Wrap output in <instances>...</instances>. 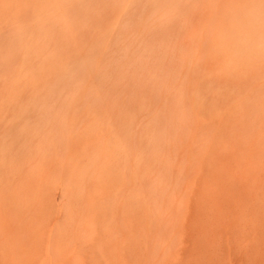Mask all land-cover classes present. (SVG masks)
<instances>
[{"label":"rangeland","instance_id":"1","mask_svg":"<svg viewBox=\"0 0 264 264\" xmlns=\"http://www.w3.org/2000/svg\"><path fill=\"white\" fill-rule=\"evenodd\" d=\"M40 2L0 0V62L32 84L0 93V189L20 162L50 179L32 178L30 264H264V0Z\"/></svg>","mask_w":264,"mask_h":264},{"label":"bare ground","instance_id":"2","mask_svg":"<svg viewBox=\"0 0 264 264\" xmlns=\"http://www.w3.org/2000/svg\"><path fill=\"white\" fill-rule=\"evenodd\" d=\"M36 1H38V0H36ZM43 2H44V0H42ZM78 1H80V0H78ZM85 1V0H84ZM98 1V0H97ZM171 1V0H170ZM180 1V0H179ZM187 1V0H186ZM42 2V3H43ZM95 2V1H94ZM105 2V1H104ZM103 2V3H104ZM110 2V4H111V1H109ZM178 2V1H177ZM39 3H41L40 2V0H39ZM51 3V2H50ZM49 3V4H50ZM106 3V2H105ZM108 3V2H107ZM114 3H116V2H114ZM154 3V2H153ZM168 3H170V2H168ZM167 3V4H168ZM97 4V3H96ZM95 4V5H96ZM100 4V3H99ZM157 4V3H156ZM155 4V5H156ZM54 5V4H53ZM114 5V4H113ZM112 5V6H113ZM173 5V4H172ZM174 5H175V1H174ZM107 6H109V3H108V5ZM107 6H105L104 7V9L107 7ZM115 6V5H114ZM146 6V5H145ZM179 6V5H178ZM98 7V6H97ZM110 7V6H109ZM170 7H173V6H170ZM175 7V6H174ZM113 8V7H112ZM95 9H96V7H95ZM94 9V11H96ZM100 9H103V7H101L100 6ZM108 9V8H107ZM157 10V9H156ZM175 10V9H174ZM100 12V11H99ZM102 12V11H101ZM154 13H156V12H154ZM153 13V14H154ZM170 13H171V11H170ZM176 13V12H175ZM93 14V13H92ZM99 14H101V13H99ZM98 14V15H99ZM179 14V13H178ZM181 14V13H180ZM66 16V15H65ZM69 16V15H68ZM95 17L97 16V14H95L94 15ZM175 16V15H174ZM67 17V16H66ZM98 18V17H97ZM264 18V17H263ZM62 19V18H61ZM60 19V20H61ZM260 19H261V17H260ZM59 20V19H58ZM96 20V19H95ZM257 21V24H258V22H259V25H255V27H257V26H259L260 28H258L259 30H262L263 29V33H262V31H261V35L259 34V30L258 31H256V32H258V34L259 35H257V33L254 31V30H256L255 28H254V26H251L252 28H253V31L255 32V34L257 35V37H259V36H261V37H259L258 39H257V37L255 38L254 37V35H253V33L254 32H252V35H251V37L253 36L254 37V39H252L253 40V45L251 44V46H253V48L252 49H250V53H249V55L248 54H244L243 53V51H246V53H248V47H249V44H248V41H246V40H248L249 38L248 37H245L246 38V40H244L246 43H245V45L246 44H248V45H246V46H248V47H246V46H244L243 47V49L241 48V46H240V50H241V54L240 55H242V56H246V55H248V56H250L251 58V63L253 64V60L252 59H259V61H261V59L259 58L260 57V55L262 56V54L264 55V38L263 39H261L260 40V38H262V36H264V24H263V26L261 25L264 21H262V20H264V19H261V20H259L258 19V17L257 18H255L254 19V21ZM259 20V21H258ZM1 21V20H0ZM255 21V22H256ZM95 22V21H94ZM68 23V22H67ZM66 23V24H67ZM1 24V23H0ZM69 24H70V21H69ZM256 24V23H255ZM3 25V24H2ZM77 26V25H76ZM71 28V27H70ZM80 27H77V29H79ZM252 28H250V30H248V33H250L251 32V30H252ZM121 29H123V28H121ZM120 30V29H119ZM83 31V30H82ZM234 31V30H233ZM8 32H11V30H9ZM230 32V31H229ZM12 33H14V30H13V32ZM239 33H241V32H239ZM5 34V33H4ZM2 32H0V48H2L1 50H3V49H6L5 48V46L7 47V45L8 44H11V43H9V42H7V40H3V41H1L2 39H6L5 38V35H4ZM6 34H8V33H6ZM15 34H17V33H15ZM14 34V35H15ZM223 34V33H222ZM22 35V34H21ZM24 35V34H23ZM22 35V37H24ZM229 35V34H228ZM249 35V34H248ZM224 36V35H223ZM7 37V36H6ZM10 37H13L14 38V36H10ZM17 37V36H16ZM240 37V36H239ZM250 37V36H249ZM251 37H250V39H251ZM252 37V38H253ZM2 38V39H1ZM17 38H20L21 39V37H17ZM245 38H242V39H245ZM23 39V38H22ZM26 39V38H25ZM232 39V38H231ZM241 39V38H240ZM13 40V39H12ZM11 40V41H12ZM27 40V39H26ZM26 40H24L25 42H26ZM238 40V39H237ZM251 40V41H252ZM225 42L227 41V40H224ZM224 41L222 42L223 44H224ZM231 41V40H230ZM229 41V42H230ZM233 41V40H232ZM236 41V40H235ZM251 41L249 42V43H251ZM7 42V43H6ZM14 42H16V44H17V41L15 40V38H14ZM22 42V41H21ZM229 42H227V43H229ZM237 42V41H236ZM238 42H239V40H238ZM234 43L235 45H237V44H240V43ZM7 45H6V44ZM24 43V42H23ZM29 43V42H28ZM28 43H26V45L28 44ZM31 43V42H30ZM222 43H220L221 45H222ZM227 43H226V45H227ZM231 43V42H230ZM230 43L228 44V45H230ZM232 43V44H233ZM231 44V45H232ZM13 45L15 46V43H13ZM28 45H30V44H28ZM27 45V47H28V49H27V51H29V49H31V45H30V48H29V46ZM220 45V46H221ZM228 45L226 46L227 48H228ZM235 45H233V46H235ZM243 45V44H242ZM14 46H10V48H9V51L11 52V47H14ZM225 46V45H224ZM223 45H222V47H220L221 48V51H222V48L224 47ZM232 46V47H233ZM238 46V45H237ZM9 47V46H8ZM8 47H7V49H8ZM17 47V46H16ZM26 47V48H27ZM232 47H230L229 46V48L228 49H232ZM18 48H19V44H18ZM234 48H236V47H234ZM246 50H245V49ZM21 49V48H20ZM19 49V50H20ZM24 49H25V47H24ZM225 49V48H224ZM223 49V50H224ZM228 49H226V50H224V51H222V52H230V53H233V54H235V53H237V51L236 50H234V52H231V50L229 51ZM239 49V48H238ZM0 50V51H1ZM12 50H14V52H16L17 50L15 49V48H12ZM16 50V51H15ZM220 50V49H219ZM228 50V51H227ZM243 50V51H242ZM8 50H7V52H9ZM24 51H26V49L24 50ZM27 51H26V53H27ZM220 51V52H221ZM5 53H7L6 51H4ZM10 52H9V55H8V58H9V60L11 59L10 58V56L12 57L13 56V54L12 55H10ZM219 51H217L216 53H220ZM1 53V52H0ZM17 53H18V51H17ZM25 53V52H24ZM216 53H215V55H216ZM8 54V53H7ZM29 54H30V52H29ZM221 54V53H220ZM219 54V55H220ZM229 54V53H228ZM228 54H226L225 53V55L226 56H222L223 54H221L220 55V57H219V55L217 56V58H216V60H218V59H220V58H222V57H225V58H227V55ZM244 54V55H243ZM2 55H3V53H2ZM229 55H231V54H229ZM228 55V57H231V56H229ZM5 56V55H4ZM235 56V55H234ZM234 56H232V57H234ZM237 56V55H236ZM242 56H239V54H238V59H239V57H241L242 58V60L241 61H243V60H248L249 61V57H242ZM216 57V56H215ZM5 58V57H4ZM4 58H3V60H4ZM7 58V59H8ZM225 58H224V61L226 62L227 60H228V58H227V60H225ZM245 58V59H244ZM7 59H5L4 61H6ZM230 60H232V58H229ZM234 59V58H233ZM263 59H264V57H263ZM221 60L222 59H220V61H219V65H220V62H221ZM229 60V61H230ZM237 59H234V60H232V61H234V63L235 64H237V63H239L238 61H236ZM8 61V60H7ZM223 61V60H222ZM229 61H227V62H229ZM245 61H243V62H245ZM248 61H246V63H248ZM255 61V60H254ZM10 61H8V63H6V62H0V93H2V95H5L6 94V98L8 97V99L10 98V97H12V100L11 99H9V101L11 100V103L13 102V103H16V100L15 99H18V98H20L21 99V97L23 96V94L24 93H21V91H24V92H27V91H31L32 92V90H30V86H32V84H31V81L29 80V82L27 83V84H24V85H22V83H19L18 82V76L20 75V70L18 71V69H15L14 68V66L11 64V63H9ZM226 62V63H227ZM263 62V61H262ZM225 63V64H226ZM229 63H231V65H234V63L232 64V62H229ZM245 63V64H246ZM250 63V62H249ZM248 63V64H249ZM256 64H259V62L257 63V62H255ZM222 64V63H221ZM239 64H243V63H239ZM252 64H251V66L249 65V68L251 67V69L252 68H255V66H252ZM261 64H264V63H261L260 62V65ZM94 65V64H93ZM223 65V64H222ZM259 65V66H260ZM13 66V67H12ZM195 66V65H194ZM228 67L230 66V65H227ZM226 65L224 66L223 65V67H227ZM243 67H245V68H243V69H241L242 71H244V70H246V73H248V69H246V68H248V67H246V65H242ZM242 66H241V68H242ZM180 67V66H179ZM196 67V66H195ZM216 67V66H215ZM219 67H221V66H219ZM223 67L221 68V69H223ZM235 67H237V65L235 66ZM235 67H233L232 66V68H235ZM260 67H262V65L260 66ZM183 68V67H182ZM217 68V67H216ZM230 68V70L232 69L231 67H229ZM258 69H257V71H256V69H255V71H254V69H252V70H250L249 69V73L251 72L252 74H254V75H256V73H254V72H258V70H259V67H257ZM29 69H31V71H33V68H29ZM28 69V70H29ZM94 69V68H93ZM196 69V68H195ZM240 69V68H239ZM168 70H170V69H168ZM227 69H225V71H226ZM229 69H228V74L226 75V76H228V75H230V73L232 72V71H236V72H240V71H237V70H232L230 73H229V71H230ZM30 71V72H31ZM93 71V70H92ZM171 71V70H170ZM225 71L223 72V70H222V72L224 73V74H226L225 73ZM252 71H254V72H252ZM29 72V73H30ZM169 72V71H168ZM187 72V71H186ZM212 72V71H211ZM221 71H219L218 73H220ZM222 72H221V74H222ZM19 73V74H18ZM28 73V74H29ZM233 73V72H232ZM231 73V74H232ZM244 73H245V71H244ZM244 73H240V75H243L244 76ZM246 73H245V75H246ZM249 74L251 77L253 76L252 74ZM15 74V75H14ZM32 74V73H31ZM166 74V73H165ZM223 74V75H224ZM234 74V73H233ZM232 74V75H233ZM236 74V76H238L239 74H237V73H235ZM169 75H171V74H168V76ZM230 76L231 78L233 77V76ZM248 75V76H249ZM219 76H220V74H219ZM225 76V75H224ZM224 76H222V77H224ZM235 76V77H236ZM243 76H241V77H243ZM249 76V77H250ZM257 76H258V73H257ZM162 77H163V75H162ZM165 77V76H164ZM162 78V79H164V82H165V78ZM166 77H167V74H166ZM172 77V76H171ZM221 77V76H220ZM253 77H255V78H253ZM252 78H253V80L254 79H256V76H253ZM225 78V77H224ZM224 78H223V80H224ZM239 79H241V81H249L250 79H248V80H246V79H243L242 80V78H240V77H238ZM244 78V77H243ZM258 78V77H257ZM170 79V78H169ZM228 80L230 79L229 77L227 78ZM226 79V80H227ZM233 79V78H232ZM172 80H173V77H172ZM234 80V79H233ZM236 80H238L237 78H236ZM166 81H167V78H166ZM225 81V80H224ZM224 81H222V82H224ZM240 81V82H241ZM212 83V82H211ZM242 83V82H241ZM225 84L227 85V82H225ZM164 85V84H163ZM225 85V86H226ZM230 85V84H229ZM165 86H166V83H165ZM170 86H171V84H170ZM163 87V86H162ZM168 87V86H167ZM166 88V87H165ZM229 88V87H228ZM170 89V88H169ZM161 90H163V88L161 89ZM164 91V90H163ZM166 91H168V89L166 90ZM166 91H164V92H166ZM170 91V90H169ZM168 91V92H169ZM241 91V90H240ZM163 92V93H164ZM167 92V93H168ZM194 92V91H193ZM201 93V92H200ZM30 94V93H29ZM183 94H184V92H183ZM196 94V93H195ZM2 95H0V97H2V99H0V101H3L4 102V99H5V96H2ZM27 95V94H26ZM164 95V94H163ZM196 96V95H195ZM198 97V96H197ZM179 100V99H178ZM180 100H183V99H181L180 98ZM6 101V100H5ZM182 102V101H181ZM9 103V102H8ZM7 103V104H8ZM10 103V104H11ZM4 104H6V102H4ZM28 104H29V102H28ZM180 104V103H179ZM27 105V104H26ZM1 111V110H0ZM213 111V110H212ZM3 112V111H2ZM6 112H7V110H6ZM22 114V113H21ZM4 115V114H3ZM16 115V114H15ZM15 115H14V117H15ZM23 115V114H22ZM9 116V115H8ZM19 116V115H18ZM10 117V116H9ZM8 117V118H9ZM17 117V116H16ZM29 118V117H28ZM10 119V121H12L13 122V124H15V121L13 120V117L12 118H9ZM22 119V118H21ZM21 119H18V120H21ZM0 120H1V122H0V124L2 123V125H6V123L7 122H10V121H7L8 119H7V117L6 116H2V117H0ZM26 120H27V118H26ZM16 121H17V119H16ZM22 121V120H21ZM12 124V125H13ZM25 125V124H24ZM32 125V124H31ZM61 125V124H60ZM26 126V125H25ZM43 126V125H42ZM62 126H64V125H62ZM27 127V126H26ZM28 127H29V125H28ZM1 128V127H0ZM34 128H35V126H34ZM1 129H3V128H1ZM29 129V128H28ZM25 130V129H24ZM29 130H31V129H29ZM67 131V130H66ZM5 132V131H4ZM20 132H21V130H20ZM105 132V131H104ZM3 134V133H2ZM19 134H21V133H19ZM34 134V133H33ZM38 134V133H37ZM66 134V133H65ZM95 134V133H94ZM30 135V134H29ZM35 135V134H34ZM1 136H4V135H1ZM62 136V135H61ZM26 137H27V135H26ZM31 137V136H30ZM1 138H3V137H1ZM10 138V137H9ZM14 138V137H13ZM24 138H25V136H24ZM46 138V137H45ZM59 138H61V137H59ZM12 139V138H11ZM14 140H16V139H14ZM19 140V139H18ZM26 140V139H25ZM3 141V140H2ZM59 141H61V140H59ZM4 142V141H3ZM0 144H1V142H0ZM12 145V144H11ZM21 145V144H20ZM19 145V146H20ZM18 146V147H19ZM72 148H73V144H72V146H71ZM11 148H13V146H11ZM10 148V149H11ZM7 149V148H6ZM5 149V150H6ZM34 149V148H33ZM1 151V150H0ZM4 151V150H3ZM10 151V150H9ZM107 151H109L108 149H107ZM12 152V151H11ZM62 152V151H61ZM112 152H114V151H112ZM112 152H111V154H112ZM6 155V154H5ZM5 155H4V157L2 158L1 156H0V159L1 160H3L4 161V158H5ZM18 155V154H17ZM28 155V154H27ZM78 155V154H77ZM76 155V156H77ZM21 156V155H20ZM19 156V157H20ZM34 156H36L35 154H34ZM73 156H74V154H73ZM106 156V155H105ZM10 157V156H9ZM27 156L25 155V158H26ZM12 158V157H11ZM10 158V159H11ZM21 158V157H20ZM23 158V157H22ZM25 158H24V160H25ZM73 158V157H72ZM6 159V158H5ZM29 159H31V158H29ZM43 159V158H42ZM42 159H41V161H42ZM69 160H70V158H68ZM76 159V158H75ZM0 160V161H1ZM27 160V159H26ZM25 160V161H26ZM56 160V159H55ZM73 160V159H72ZM11 161V160H10ZM35 161V160H34ZM44 161V160H43ZM42 161V162H43ZM24 162V161H23ZM46 162V161H45ZM54 162V161H53ZM56 162V161H55ZM54 162V163H55ZM69 162V161H68ZM72 162V161H71ZM71 162H70V164H71ZM77 162V161H76ZM79 162V161H78ZM25 163V162H24ZM28 163H29V160H28ZM33 163V162H32ZM31 163V164H32ZM64 162H62V164H63ZM80 163V162H79ZM1 165H3V162L1 161V163H0ZM5 164H7V163H5ZM10 164V163H9ZM11 164H13L12 163V161H11ZM21 164V165H20ZM20 167H18L17 169H15V171H13V175H14V181H13V178H12V180L11 179H9V180H11V181H13V183H10V182H7L8 184L10 183V184H12V186H10L9 185V188H8V186H7V188H8V190H10L11 191V193H7V191H6V194H5V190H2V189H7V188H4V186L2 187L1 186V189H0V264H19V262H20V260H21V256L18 254V251L19 250H21L20 248L23 246V245H25L24 247H25V249H26V254H25V256H26V259H27V263L26 264H30L31 262H30V260H31V242H32V233H31V229H32V226H33V224H32V222L31 221H33L32 219V216H33V213H32V211L35 209V211H36V209H39V208H35V206H37V204H35V202L36 201H39V199L37 198L38 197V195L36 196V198L38 199H36L33 203L31 202V195H33L32 194V192H33V190L32 189H35V190H37L35 187H38V182H39V180H38V178H37V180L34 178L36 175H35V173H36V171L39 169H36V168H34V166H33V168H34V170H30L29 168L31 167H28L29 166V164L26 166V167H28V169H27V173H25L24 172V170H23V165H22V163L20 162ZM25 164H27V163H25ZM74 164H77V163H75V161H74ZM8 165V164H7ZM16 165V164H15ZM18 165V166H19ZM49 165H51V164H49ZM48 165V166H49ZM54 165V164H53ZM57 165V164H56ZM36 166V165H35ZM39 166V165H38ZM41 166V165H40ZM68 166V165H67ZM71 166H74V165H71ZM4 167V166H3ZM7 167H9V166H7ZM10 167H11V165H10ZM13 167H15V166H13ZM63 165H62V169H63ZM48 168V167H47ZM72 168V167H71ZM77 168H79V166L77 167ZM5 169V168H4ZM43 169V168H42ZM42 169H41V172H42ZM45 170H46V167L44 168ZM43 169V170H44ZM73 169H74V167H73ZM81 169V168H80ZM1 170H3V169H1ZM40 170V169H39ZM82 170V169H81ZM85 170V169H84ZM26 171V170H25ZM35 173H34V172ZM67 171V170H66ZM11 172V171H10ZM33 172V173H32ZM38 172V171H37ZM45 172V171H44ZM58 173L60 172V171H57ZM68 172V171H67ZM77 172H78V170H77ZM86 172V171H85ZM2 173V171L0 172V175H2V176H4L3 175V173ZM5 173H7V172H5ZM12 173V172H11ZM32 174L33 175H35V176H33L32 177ZM37 174V173H36ZM39 174H41V173H38V175ZM56 174V173H55ZM54 174V175H55ZM68 174V173H67ZM88 174V173H87ZM9 175H10V173H9ZM9 175H7L6 174V178H8V176ZM41 175H43V173L41 174ZM41 175H39L40 177H41V179L42 180H40V181H42V186H44L43 184V182H45L44 181V179L46 178L47 179V177H45V178H43ZM53 175V176H54ZM61 175V174H60ZM64 175V174H63ZM78 175V174H77ZM83 175H84V173H83ZM91 175V174H90ZM1 176V177H2ZM51 176V175H50ZM49 176V177H50ZM76 176V175H75ZM74 176V177H75ZM120 176V175H119ZM39 177V178H40ZM85 177V176H84ZM88 177V176H87ZM5 178V177H4ZM5 178V179H6ZM32 178H34L35 179V181L37 182L36 184H37V186H34V188H32L33 187V185H36V184H34V183H32V181H33V179ZM62 178H64V177H62ZM129 178H131V177H129ZM3 179V178H2ZM2 179H1V181H2ZM69 179H70V177H69ZM101 179V178H100ZM119 179V178H118ZM48 180H50V179H47V181ZM64 180V179H63ZM67 180V179H66ZM35 181H33V182H35ZM101 181V180H100ZM63 182H65V181H63ZM81 182V181H80ZM113 182V181H112ZM3 183L4 184H2V185H5L6 186V184H5V180L3 181ZM57 183V182H56ZM73 183H74V181H73ZM115 183V182H114ZM114 183L112 184V185H114ZM118 183V182H117ZM129 183V182H128ZM7 184V185H8ZM33 184V185H32ZM48 184V183H47ZM67 184V183H66ZM101 184V183H100ZM0 185H1V183H0ZM56 185V184H55ZM102 185V184H101ZM67 186V185H66ZM73 186V185H72ZM45 187V186H44ZM55 187V186H54ZM65 187V186H64ZM114 187V186H113ZM40 190L42 191V189H43V187H41L40 186ZM63 188V187H62ZM61 188V189H62ZM66 188V187H65ZM79 189V188H78ZM81 189H82V186H81ZM108 189V188H107ZM39 190V191H40ZM44 190V189H43ZM102 190H103V187H102ZM9 191V192H10ZM32 191V192H31ZM38 191V190H37ZM41 191L39 192V194L41 193ZM118 191V190H117ZM36 192V191H35ZM80 192V191H79ZM37 193V192H36ZM35 193V194H36ZM49 193H51L50 192V190H49ZM63 193V192H62ZM8 194V195H7ZM12 194V195H11ZM38 194V193H37ZM41 194H43V193H41ZM83 194H85V193H83ZM46 195V194H45ZM44 195V196H45ZM47 195H48V193H47ZM62 195V194H61ZM41 195H39V197H40ZM43 196V195H42ZM34 197H35V195H34ZM47 197V196H46ZM49 200V199H48ZM47 200V201H48ZM46 201V200H45ZM40 202V201H39ZM39 202H37L38 204H39ZM44 202V201H43ZM41 203V202H40ZM32 204L34 205L35 204V206H33V208H32ZM52 204V203H51ZM45 206H46V203H45ZM48 206V205H47ZM44 209V208H43ZM51 210V209H50ZM60 210V209H59ZM43 211L44 210H42V212L41 213H43ZM62 211V210H61ZM38 212V211H37ZM59 212V211H58ZM46 213V212H45ZM48 214V213H47ZM56 214H58V213H56ZM61 214V213H60ZM36 215V214H35ZM34 215V216H35ZM43 215V214H42ZM33 216V217H34ZM37 216V215H36ZM47 216V215H46ZM38 217V216H37ZM36 217V218H37ZM55 217V216H54ZM35 218V217H34ZM52 218V217H51ZM47 219V218H46ZM53 219V218H52ZM55 219H56V217H55ZM48 220V219H47ZM61 220V219H60ZM36 221V220H35ZM35 221L33 222L34 224H35ZM51 221V220H50ZM45 222V221H44ZM52 222V221H51ZM46 223V222H45ZM54 223V222H53ZM31 224H32V226H31ZM49 224V223H48ZM59 224H60V222H59ZM46 225V224H45ZM31 226V227H30ZM60 226V225H59ZM34 227V226H33ZM51 227V226H50ZM45 228H46V226H45ZM44 229V228H43ZM47 229V228H46ZM45 232V231H44ZM50 232H52V231H50ZM104 232V231H103ZM47 233H48V231H47ZM121 235V234H120ZM61 236V235H60ZM37 237H38V235H37ZM40 237V236H39ZM38 237V238H39ZM63 238V237H62ZM50 239V238H49ZM63 240V239H62ZM42 241V240H41ZM49 241V240H48ZM35 242V241H34ZM45 242V241H44ZM41 243V242H40ZM37 244V243H36ZM46 245V244H45ZM41 246V245H40ZM44 246V245H43ZM48 246H49V244H48ZM43 248V247H42ZM39 249H40V247H39ZM24 251V250H23ZM21 255H22V253H21ZM38 255V254H37ZM36 255V256H37ZM22 258H24V257H22ZM108 258V257H107ZM39 261V260H38ZM23 262V261H22ZM35 263V262H34Z\"/></svg>","mask_w":264,"mask_h":264}]
</instances>
